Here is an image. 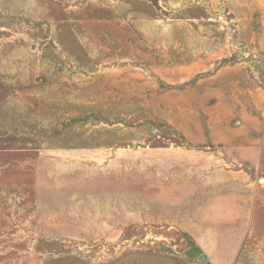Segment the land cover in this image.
I'll return each mask as SVG.
<instances>
[{
    "label": "rangeland",
    "instance_id": "obj_1",
    "mask_svg": "<svg viewBox=\"0 0 264 264\" xmlns=\"http://www.w3.org/2000/svg\"><path fill=\"white\" fill-rule=\"evenodd\" d=\"M152 254L264 264V0H0V264Z\"/></svg>",
    "mask_w": 264,
    "mask_h": 264
},
{
    "label": "crops",
    "instance_id": "obj_2",
    "mask_svg": "<svg viewBox=\"0 0 264 264\" xmlns=\"http://www.w3.org/2000/svg\"><path fill=\"white\" fill-rule=\"evenodd\" d=\"M59 261H56L58 264ZM121 262V261H120ZM176 258L167 255H147L143 257H136L132 261L121 262V264H176ZM112 264H118L117 261ZM120 264V263H119Z\"/></svg>",
    "mask_w": 264,
    "mask_h": 264
},
{
    "label": "water",
    "instance_id": "obj_3",
    "mask_svg": "<svg viewBox=\"0 0 264 264\" xmlns=\"http://www.w3.org/2000/svg\"><path fill=\"white\" fill-rule=\"evenodd\" d=\"M199 260L202 261V262H204L206 260V256L205 255H201L199 257Z\"/></svg>",
    "mask_w": 264,
    "mask_h": 264
}]
</instances>
